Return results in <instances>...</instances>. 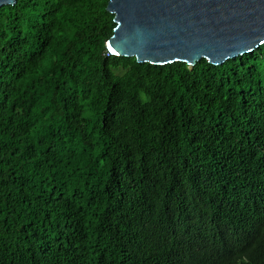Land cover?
Listing matches in <instances>:
<instances>
[{
    "label": "trees",
    "instance_id": "16d2710c",
    "mask_svg": "<svg viewBox=\"0 0 264 264\" xmlns=\"http://www.w3.org/2000/svg\"><path fill=\"white\" fill-rule=\"evenodd\" d=\"M107 3L0 6V264H264V43L138 62Z\"/></svg>",
    "mask_w": 264,
    "mask_h": 264
},
{
    "label": "water",
    "instance_id": "95a60500",
    "mask_svg": "<svg viewBox=\"0 0 264 264\" xmlns=\"http://www.w3.org/2000/svg\"><path fill=\"white\" fill-rule=\"evenodd\" d=\"M107 9L110 53L138 62L222 64L264 43V0H108Z\"/></svg>",
    "mask_w": 264,
    "mask_h": 264
},
{
    "label": "clouds",
    "instance_id": "9594fccd",
    "mask_svg": "<svg viewBox=\"0 0 264 264\" xmlns=\"http://www.w3.org/2000/svg\"><path fill=\"white\" fill-rule=\"evenodd\" d=\"M236 264H257V263H255L253 261H250V260L248 261V260H245V259H238Z\"/></svg>",
    "mask_w": 264,
    "mask_h": 264
}]
</instances>
